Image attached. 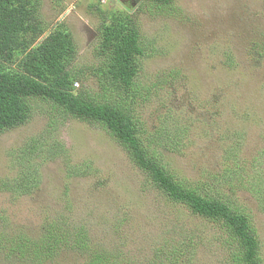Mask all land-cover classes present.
I'll use <instances>...</instances> for the list:
<instances>
[{
  "label": "rangeland",
  "instance_id": "1",
  "mask_svg": "<svg viewBox=\"0 0 264 264\" xmlns=\"http://www.w3.org/2000/svg\"><path fill=\"white\" fill-rule=\"evenodd\" d=\"M128 2L136 0L42 1L47 25L64 22L71 30L77 46L75 67L86 72L82 80L91 92H102L97 71L103 60L98 54L103 21L99 10H125ZM177 4L182 10L177 17L132 11L139 15L147 46L135 80L137 112L151 135L157 129L175 131L178 114L190 120L186 132L176 137L163 134L161 141L166 146L160 147L165 164L177 177L212 188L214 181L230 175L222 172L215 177L227 168L224 160L230 150L242 159L259 157L261 165L255 170H262L264 177V60L248 55L253 42L264 35V0ZM226 52L233 54L235 69L224 64ZM49 109L36 106L25 125L0 135V228L36 237L50 220L66 225L68 234L85 226L93 247L126 253L131 244L140 249L135 264H146L141 258L147 256L153 232L171 206L165 208L158 191L106 130L73 118H51ZM167 138L174 141L175 151L167 149L171 143ZM55 141L64 147L63 154L46 161L43 155L37 157ZM36 145L38 151L32 149ZM28 151L33 153L27 160ZM26 164L38 167V186L14 199L2 190V183L17 179ZM223 190L234 192L256 215L264 252V214L257 207L261 202L245 189L230 190L228 183ZM178 210L192 227L202 222L192 219L188 209ZM200 228L205 240L193 264H219L225 255L221 249L226 250L214 240L218 230L207 224ZM0 259V264H13ZM46 261L43 264L83 263L77 252H60Z\"/></svg>",
  "mask_w": 264,
  "mask_h": 264
},
{
  "label": "trees",
  "instance_id": "2",
  "mask_svg": "<svg viewBox=\"0 0 264 264\" xmlns=\"http://www.w3.org/2000/svg\"><path fill=\"white\" fill-rule=\"evenodd\" d=\"M42 1L0 0V135L25 125L36 106L50 108L46 112H52L51 118L63 116L98 125L122 145L130 160L158 191L165 208L171 206L165 214L167 217L153 232L154 239L147 256L141 258L143 262L193 264L205 240L200 225L207 224L218 230L214 240L220 241L226 250L221 249L225 255L219 264H264L256 215L244 208L246 204L242 205L234 192L228 194L223 190L228 183L230 190L239 188L253 193L261 202L257 206L259 211L264 214V177L260 176L263 171L255 170L261 165L259 157L242 159L233 153L234 150H228L224 160L227 168L215 177L222 172L230 175L214 181L215 185L207 190L203 183L171 173L161 152L162 147L166 148L161 142L165 138L163 134L176 137V134L186 132L190 120L178 114L173 122L175 131L157 129L151 135L137 112L139 96L135 80L141 71L142 58L147 55L137 14L146 10L177 17L182 13L177 0H136L135 3L128 2L125 10H99L103 20L98 46V54L103 60L97 70L99 81L102 80L101 93L91 92L85 86L82 77L86 72L75 67L77 46L71 30L64 22L49 27L42 17ZM134 9L137 14L132 12ZM248 55L264 60V35L258 42H253ZM224 58L229 69L237 66L231 52H226ZM32 149L39 150L37 145ZM167 149L176 150L173 140ZM39 152L37 157L43 155L46 161L63 154L65 149L55 141L54 145L46 147V154L43 150ZM31 153L28 151L27 160ZM21 167L22 173L17 179L2 183V190L14 199L38 186V167L33 164ZM178 206L188 209L192 219L202 221L194 223L197 228L189 221L183 222ZM82 227L85 226L68 234L66 225L50 220L36 237L0 228V257L13 264H17L15 261L43 264L60 252H77L83 259L82 264H135L140 249L131 244L126 245V253L95 248L92 238Z\"/></svg>",
  "mask_w": 264,
  "mask_h": 264
}]
</instances>
